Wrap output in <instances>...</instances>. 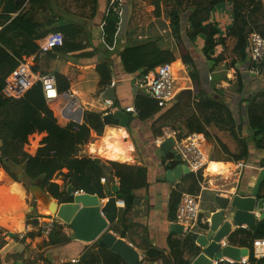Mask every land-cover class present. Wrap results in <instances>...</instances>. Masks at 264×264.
Masks as SVG:
<instances>
[{
    "label": "trees",
    "instance_id": "obj_1",
    "mask_svg": "<svg viewBox=\"0 0 264 264\" xmlns=\"http://www.w3.org/2000/svg\"><path fill=\"white\" fill-rule=\"evenodd\" d=\"M23 1L0 0V168L7 173L11 180L26 184L25 187L28 190L31 186L29 183L40 180L41 188L48 191L52 197L57 198L63 193L65 197H62L63 200L60 202H71L72 196L67 194L68 186L66 190L60 191L57 183L52 179L59 175L67 177L74 190L82 189L85 193L95 194L103 199L101 211L109 223L106 232L111 230L119 238L130 241L137 249L141 250L144 259H161L164 263L169 264H190L200 252L193 233L182 234L179 239L169 236L166 254L162 249L154 247L147 236H141L139 242L134 240V228L137 223L133 221V218L146 214L148 211L147 196L140 198L135 194L136 190L148 187L145 166L103 160L97 157L78 158L74 156L75 147L79 143L89 140L90 130H93L97 135L103 133L105 125L100 112L84 110L80 124L69 122L67 126L62 127L57 123L52 111L47 106L39 82L32 85L19 98L3 96L2 88L5 85V79L15 69L23 54L35 55L41 52L38 51L36 40L44 37L51 30L60 32L63 36L62 44L51 49L54 53L70 54L74 52L76 57H91L98 53L104 56V52H106L109 56L116 52L124 71L128 74L136 73L137 76H142L149 71H156L160 65L175 61L174 50L176 49L181 62L188 70L192 89L180 90L170 107H165L163 103L150 98L146 93L136 92L135 107L138 110L136 116L144 120L162 111L151 124L153 135L158 138L165 136L168 130L177 131L178 128L174 126L176 122L183 125L186 130L184 134L177 131L178 137L189 133H198L202 134L206 141L211 137L207 127L212 122L223 126L239 142L240 148L237 153L232 154L219 139H216L217 144L223 152L229 155L226 160L237 162L245 159L248 155L245 138L238 137L244 120L247 128L252 132L250 138L254 147L264 151V103L260 105L256 102L257 95L249 94L246 99L243 98V102H248L245 105L247 116L245 115L243 120L239 116V123L236 124L228 106L229 101L225 97V94H230V91L215 87H212L209 92L203 89L202 78L194 61L192 50L197 37H202L203 44L200 53L206 61L207 70L212 73L221 60L216 47L224 48L225 40L232 37L235 40L232 48L234 58L230 66L237 69L242 66L246 69L247 35L251 31H257L264 36V11L260 1L150 0V4L154 8L153 21L128 31L125 43L122 44L117 36L118 15L115 13V7L118 2L115 1L112 4H107L99 35L101 43L98 45L93 43V37L89 31H85L83 28L79 30L71 28L70 24H65L59 29L47 28L38 34L34 33V30L41 26L45 27V25L21 12L10 18V14L20 9L19 5ZM28 1L41 4L47 0ZM227 1L231 2L233 22L226 29L225 36H220L216 23L208 21L209 13L217 4ZM92 3L94 10L97 7V0H92ZM183 3L186 4V9L182 7ZM162 5L166 7L163 11ZM48 25L47 23L46 26L48 27ZM14 32H19L23 36L20 44H16L12 40L11 34ZM81 32L83 34L79 37ZM171 38L175 42L174 49L164 47L166 41ZM108 56L100 58L95 66L99 78L98 85L102 89L112 85L110 83L112 60ZM235 76L237 85L231 93L240 95L245 89L242 79H247L249 74L237 70ZM214 77L215 75H212L211 79ZM55 79L58 92L68 91L69 79L66 76L55 73ZM214 79L223 78L215 77ZM261 96L264 97V90ZM257 110H261V112ZM33 133L44 134L37 148L30 147L28 143V137ZM204 152L208 160H212L205 146ZM164 158L169 160L166 168H172L181 162L172 151L165 154ZM262 164H264V159ZM63 169H65L64 172ZM99 176L105 178L101 184L98 182ZM190 177L192 184L189 185L188 192L196 195L200 193L199 209L207 211L215 209L217 204L214 200V193L201 191L198 185L201 180L200 174L194 176L193 173H190ZM205 192L207 195L204 194ZM180 196V191L171 190L169 197L171 218L175 216ZM261 197L264 198V195ZM118 199L123 201L122 206L115 204ZM32 206H35V203ZM200 216L203 214L200 213ZM26 222L27 224H37V221L32 220L30 216H27ZM63 225L64 223L60 219L55 218L44 238L49 244L58 247L56 252L59 256L68 259L56 263L47 261L49 264H103L97 248H87L81 243H76L75 251L78 252V257L75 259L70 246L73 235L63 241ZM207 228V225H199L197 229L205 232ZM242 234L247 237L245 243L241 242L249 249L247 264H264V257L255 258L251 254L253 239H264V217L255 223L251 231L241 229L234 231L231 234V239L233 238L234 242ZM8 235L11 238H18L13 233H8ZM95 243L101 250L114 255L112 264H120L122 257L118 253L101 244L100 239H97ZM4 244V241L0 242V249Z\"/></svg>",
    "mask_w": 264,
    "mask_h": 264
},
{
    "label": "crops",
    "instance_id": "obj_2",
    "mask_svg": "<svg viewBox=\"0 0 264 264\" xmlns=\"http://www.w3.org/2000/svg\"><path fill=\"white\" fill-rule=\"evenodd\" d=\"M116 2H118V0H116ZM109 3L112 4L113 2H110V0H97V7L94 11L92 7V0H47L41 4L30 3L28 0H24L19 5L20 9L17 12L10 14V18H13L18 12H21L32 17L34 21L39 23L41 22L46 28L41 26V28L34 30V33L36 34L47 28L59 29V27L65 24H70L71 28H75L77 30L83 28L85 31H89L92 34L93 43L98 45L101 43L100 37L95 39L94 34L95 32L97 33L99 31L100 35L102 19L105 14L107 4ZM121 3L128 4L129 6V1L128 3L127 1H121L120 4ZM120 4L118 3L115 9L118 7L117 36L119 37V42L122 44L125 43L127 32L131 29H134V27L131 28V25L135 22V20H137L138 16L130 17V14L132 13L129 12H121L120 14ZM150 9H153L151 4ZM232 14L231 2L229 1L217 4L210 11L208 21L216 23V27L219 29L220 36H225L226 29L232 24ZM151 21H153V19ZM47 23L49 24L48 27L46 26ZM82 34L83 33L81 32L79 37H81ZM11 38L16 44H20L23 40V36L19 32L12 33ZM171 40L173 39L171 38ZM40 41L41 38L37 39L36 44H40ZM202 44L203 38L197 37L192 50L194 52V61L200 71L202 78L201 85L207 92H209L212 87L217 89L222 88L224 90L230 91V94H225V97L227 101H229L228 106L232 111L233 118L237 122L236 124H238L239 116L242 120L245 119V115L247 116V111L245 113V105L248 102L245 103V101L243 102L242 99H246L249 94L257 95L256 98L261 96V93L264 90V79H255L257 76L255 77L249 75L247 79H242L245 85V89L242 94L239 95L231 93L236 88L237 79L234 78L232 73L230 74L229 79H214L215 77L211 79V76L215 71L211 73L207 70L206 61L200 53ZM164 47H167L166 43ZM170 49H174V46ZM223 50L224 48L221 46L216 47V51L218 53H221ZM70 54H57L50 50L48 52H40L35 55H22L23 60L31 62L34 72L38 74L51 73L54 76L55 73H60L69 79V90L74 93L77 99V104L82 109L81 118L78 122L74 120L76 114H78V106H73L67 111H64L63 106L65 101L62 99H59L53 103H46L60 126L65 127L67 124H69V122L80 124L82 122V113L84 110L100 112L101 118L103 115L113 113L117 110L125 111L126 107H135L136 92L145 93L143 89L136 86V73L128 74L124 71L118 54L113 52L108 56L107 53L104 52V56H108L109 59L112 60V75L110 82L112 85L109 86L113 87L114 95V100H111V104L106 103V99H103L102 93L109 86H106L102 89L98 85L99 78L95 71L97 62L104 56L100 55L99 53L91 57H76L74 56V52H71ZM174 55L175 61H172V63L177 70L174 80L177 93L183 89H192V82L189 78L188 70L181 62L176 49L174 50ZM47 56L54 57V63L49 65V63L46 61ZM48 66L51 67V71L48 70ZM219 66L220 63L217 67ZM243 68L245 69V67L241 66V69ZM230 70L234 72L235 67L230 66ZM240 72L246 73L244 70L243 72L242 70ZM261 74L264 75V69ZM173 102L166 104L165 107H170ZM160 113H162V111L155 114L151 118L141 120L134 113L129 112V118L126 126L113 123H104L105 126L103 133L101 135H97L93 130H90L89 140L84 143H79L75 147L74 156L78 158H106L110 161H118L136 166L142 165L147 168L148 187L147 189L136 190L135 194L140 198L147 196L148 211L146 214H141L140 216L133 218V221L137 223L136 227L134 228L135 232L133 237L136 242H139L141 236H147L154 247L162 249L166 254L168 251L167 238L171 236L172 238L179 239L183 234L176 233L170 228V225L173 224L174 220V218L170 217L171 215L169 213L170 193L173 189H176L181 193H189L188 187L190 184H192V178L190 177V173L192 172L189 171L187 166H185L182 161L172 168H166L169 160L164 158L165 154H163L159 149L160 143L156 142L158 137L154 136L151 130V124ZM174 126L178 128L177 131H181L183 134L186 133L183 125H179V122L174 123ZM221 127L223 126H218V124H215L214 122H212L207 127L211 137L208 141H206L204 138V146L206 147L208 155L212 158V161L229 164L231 169L228 173L224 175L221 174V176L219 173L211 175L212 173L206 169L205 177L200 175L201 180L198 182V185L201 191L203 190L212 192L214 193V196L218 195L221 197L231 198L234 195H238L240 197H253L254 200H259L260 203L258 205V209L254 210L253 212L256 223L264 217V198L261 197L264 195V164H262L264 159V151L258 150L254 147L253 141L250 138L252 132L247 128L246 121L244 120V123L241 125L240 133H238L241 136L239 135L238 137L245 138L248 146V155L245 159L240 160L245 164L241 172H238L239 170L236 171V162L226 160L229 155L221 150L216 139H219L221 143L226 145L232 154L237 153L240 146L238 145L239 147L237 149V145L231 142L234 137L232 135L229 137L227 135L229 131L226 130V128ZM43 136L44 134L42 133L31 134L28 137L29 146L37 148ZM233 140L236 139L234 138ZM236 142L238 141L236 140ZM108 145H112L113 147L109 148ZM214 149L220 152L214 151ZM170 151L174 153L173 147H171L168 152ZM209 161L211 160L209 159ZM62 171L64 172L65 169ZM193 175L196 176L197 173H193ZM56 178L57 177L53 178V181H58ZM14 186L15 188H19V191L21 192V195L16 196L15 199L13 198ZM59 186L61 187V185ZM204 194L207 195L206 192ZM25 196L26 192L23 183L11 180L7 173L0 168V228L7 229V231L0 232V242H5V244L0 249V264H22V262H29V260L35 255L33 250L36 244V250L41 253V260L43 259L51 263L66 261L68 259L67 257L59 256L56 252L58 247L49 244L46 242V238H43L46 236L42 233L43 227L48 226L51 228L53 222H49L54 221L57 217L55 214L38 216L37 214L40 213H37L36 210V212L31 215V219H36L37 224H27L26 212L28 210V205L26 203ZM33 199L35 203L36 199ZM98 199L100 200V203H102L103 199L100 197H98ZM14 201L16 202L15 204ZM14 205H17V209ZM102 205L103 204H101V207ZM218 209L219 207L217 206L211 211H200L203 216L207 217L206 214L208 212L212 213ZM10 223L21 228L17 230L11 229L6 226ZM253 228L247 227L244 223L240 225L232 224L229 233L220 240V243L221 245H230L235 248L246 249L248 254L249 249L243 245V243H245L247 240L246 235H239L237 237L238 240L233 242V238L231 239V234L238 229L251 231ZM62 231L64 239L63 241L67 240L70 237V234L73 235L69 225L66 223H64ZM109 231L116 238H119L115 232L111 230ZM8 233H13L18 238L13 240L8 235ZM202 233L203 232L200 231L199 234ZM37 234H41V237H39V235L37 236ZM119 239H122L125 243L129 244L138 252L140 257L139 264H169L164 263L161 259L146 260L143 258L141 250L137 249L130 241L125 240L124 238ZM95 241L90 243L80 242L74 240L72 236L70 246L73 250V257L75 259L78 257V252L75 251L76 243H81L87 248H97L103 264H112L114 255L112 256L108 251L101 250ZM195 243L201 247L196 241ZM37 246H40L41 248H37ZM200 253L201 248L199 254ZM8 254L11 258L5 259ZM12 254L15 255L12 257ZM9 260H11V262ZM192 262L190 264H192ZM206 262V259L201 260L199 264H207ZM120 264L129 263L122 257Z\"/></svg>",
    "mask_w": 264,
    "mask_h": 264
},
{
    "label": "built area",
    "instance_id": "obj_3",
    "mask_svg": "<svg viewBox=\"0 0 264 264\" xmlns=\"http://www.w3.org/2000/svg\"><path fill=\"white\" fill-rule=\"evenodd\" d=\"M264 11V0H259ZM118 12V8L115 9ZM63 36L60 32L51 31L41 38L38 45V51L46 52L62 44ZM247 65L246 72L252 76L261 75L264 69V36L257 31H251L247 35ZM32 64L27 60H20L13 69V71L5 79V85L2 88V94L5 97L19 98L35 83L39 82L42 93L46 103H53L59 99L64 100L63 110L67 111L73 106H78L77 99L72 91L58 92L56 86L55 76L51 73L38 74L31 68ZM177 70L172 62H167L158 67L156 71H150L142 76H137L135 79L136 86L143 89V91L152 99L160 101L164 105L174 101L177 95V89L174 85L175 75ZM106 103L111 104V100H105ZM79 108V106H78ZM69 112V111H68ZM125 112H132L135 115L138 110L135 107H126ZM77 116V114H76ZM75 116V117H76ZM173 137V150L176 156L183 161L190 172L200 173L205 177L206 168L209 160L204 152V137L202 134L189 133L183 137H178L177 131L168 130L165 136L156 140L160 143L167 137ZM243 161H237L235 170H241L244 167ZM221 176V175H220ZM237 176V174H236ZM101 182L105 181L101 177ZM83 193L78 190L73 191L74 194ZM116 205L122 206L123 201L118 199ZM199 209V195L191 193H181L179 201L176 206L173 223L179 224L183 227V234L185 233H200L197 229L199 225L209 224V219L205 216H200ZM50 221L49 223H52ZM50 227H43L42 233L47 235ZM252 255L255 258L264 257V239H253L252 241ZM213 259V260H212ZM210 264H247L248 254L241 256L238 260H233L228 257L212 258Z\"/></svg>",
    "mask_w": 264,
    "mask_h": 264
},
{
    "label": "water",
    "instance_id": "obj_4",
    "mask_svg": "<svg viewBox=\"0 0 264 264\" xmlns=\"http://www.w3.org/2000/svg\"><path fill=\"white\" fill-rule=\"evenodd\" d=\"M103 99L113 100V87H107L102 93ZM82 109L78 108V114L74 118L79 121ZM129 114L125 111L117 110L113 113L103 115V123L120 124L126 126ZM174 139L169 136L159 144V149L163 154H167L173 146ZM74 191L71 185H68L67 193ZM33 197L39 201L47 202L46 209L69 225L73 239L90 243L100 239V243L121 255L129 264H139V254L129 244L122 239L116 238L110 231L106 232L109 223L101 211V203L95 194L79 193L72 196L71 202L57 203L50 198L40 187V180L35 181L30 187ZM215 203L218 210L208 212L206 216L209 219L208 228L202 234L193 233L195 241L201 246V253L194 259L192 264H199L201 260L206 259V263H211L212 258L221 256L238 260L241 256L247 254L246 249H239L230 245H221L220 240L227 236L231 225L246 224L253 228L255 225L254 210L258 209L259 200L253 197H240L234 195L231 198L215 195ZM172 231L182 234L183 227L179 224H171Z\"/></svg>",
    "mask_w": 264,
    "mask_h": 264
},
{
    "label": "rangeland",
    "instance_id": "obj_5",
    "mask_svg": "<svg viewBox=\"0 0 264 264\" xmlns=\"http://www.w3.org/2000/svg\"><path fill=\"white\" fill-rule=\"evenodd\" d=\"M114 1H116V0H110V2H114ZM121 1H127V3L129 1V6H128V4H122V3L120 4ZM118 3L120 4V9H119V10H121L120 11V14H121V12H123V13H128L129 12V13H132V14H130V17H132V16L133 17L138 16L137 20H135V22L131 25V28H133V27L135 28V27H138L139 25L146 24L147 22L151 21L153 19V17H154V13H153V9L154 8L153 9H150V0H118ZM182 7L186 9V4L183 3ZM165 8H166L165 5H162L161 6L162 11L165 10ZM95 10L96 9H94V11ZM94 35H95L94 36L95 39L98 38L99 37V31L97 33L95 32ZM234 43H235L234 38L229 37L228 39L225 40V42H224V44H225L224 50L219 55V56H221V60L219 61L220 66L217 67L218 66L217 65L216 66V69L214 70L215 72L213 73V75H215L216 78L217 77H220V78L222 77L223 79H229L231 73L234 75V78H236L235 71H237L239 69L235 68V71L234 72L232 70H230V65L232 64V60L234 58V53H233V50H232V48L234 46ZM166 45H167L168 48H172L175 45V42H174V40H171L170 39V40H168L166 42ZM46 61L50 65L51 63H54L55 58L52 57V56L51 57L47 56ZM48 70L51 71L52 70L51 67L48 66ZM241 70H242V72H243V70L246 71L244 68L241 69V67H240V71ZM255 79H264V75L261 74V75L257 76ZM256 102H258L260 105H262L264 103V97L263 96H258L256 98ZM257 111L258 112H261V110H257ZM227 135L229 137H231V134L230 133H227ZM239 135L240 134H238V136ZM233 139L231 140V142L235 143L237 145V149H238L239 142H236V140H233ZM214 151H218V150L214 149ZM218 152H220V151H218ZM105 159L106 158H103V160H105ZM106 160H108V159H106ZM211 175H214V174H211ZM219 175H221V174H219ZM100 178L101 177L99 176L98 182L101 184L102 182H101V179ZM56 179H58V181L56 180L54 182L57 183L58 190L60 189L61 191H64V190H66L67 186L70 185V183L68 182V178L67 177L64 178L63 175L57 176ZM52 181H53V179H52ZM30 184H32V183H29V186H30ZM25 185H23L24 188H25V192H26V196H25L26 198H25V200H26V203L28 205V210L26 212V215L31 217V215L34 214V212H36V210H37V213H40L42 215H45V216L51 215L52 213L49 210H47L46 207H45L46 206L45 204H47V202H45V201L44 202L39 201L40 198H38L36 200L35 206H32L33 203H34V201H33L34 200L33 199L34 197L31 194L30 190H28L27 187H25ZM59 185H61V187ZM13 191H14L13 192V195H14L13 198L14 199H15L16 196H20L21 195V192L19 191V188H15V186L13 187ZM44 191H45V193L50 198L54 199L57 203H59V204L60 203H63V202H60L61 200H63L62 197H65V195L63 196V193H61L57 198H54V197H52L48 193V191H46V190H44ZM78 191L85 193L82 189L81 190H78ZM67 194L73 196V191L71 193H67ZM3 196H5V195H3ZM15 203L16 202L14 201V204ZM40 205H43V206L40 207ZM14 206H16V209H17V205H14ZM41 208H43V210L45 209L47 211H43ZM38 211H40V212H38ZM10 224H7L6 226L9 227V228H11V229H14V230H17V229H20L21 228V227L19 228L17 226H14L12 223H10ZM4 231H7V229L0 228V232H4ZM71 233H72V231H71ZM38 235H39V237H41L40 236L41 234H37V236ZM11 239L15 240V238H11ZM36 245L34 246V250H33V252H34L35 255L29 260V262H22V264H49L46 260H43V259L41 260V255H40L41 253H39L36 250ZM37 248H41V247L40 246H37ZM14 255L15 254H12V257ZM6 258L8 259V258H11V257L8 254L5 257V259ZM9 261L11 262V260H9ZM8 264H10V263H8Z\"/></svg>",
    "mask_w": 264,
    "mask_h": 264
},
{
    "label": "bare ground",
    "instance_id": "obj_6",
    "mask_svg": "<svg viewBox=\"0 0 264 264\" xmlns=\"http://www.w3.org/2000/svg\"><path fill=\"white\" fill-rule=\"evenodd\" d=\"M206 169H207V171L211 172L212 174H218L219 173V174L224 175L230 171L231 167L229 164L222 163V162H215V161L211 160V161H209ZM41 206H43V205H40V207ZM43 208H41V209L43 210ZM43 211H47V210L44 209Z\"/></svg>",
    "mask_w": 264,
    "mask_h": 264
},
{
    "label": "clouds",
    "instance_id": "obj_7",
    "mask_svg": "<svg viewBox=\"0 0 264 264\" xmlns=\"http://www.w3.org/2000/svg\"><path fill=\"white\" fill-rule=\"evenodd\" d=\"M109 148H112L113 146L112 145H108Z\"/></svg>",
    "mask_w": 264,
    "mask_h": 264
}]
</instances>
